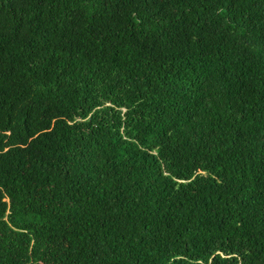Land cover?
<instances>
[{
  "label": "trees",
  "instance_id": "16d2710c",
  "mask_svg": "<svg viewBox=\"0 0 264 264\" xmlns=\"http://www.w3.org/2000/svg\"><path fill=\"white\" fill-rule=\"evenodd\" d=\"M0 264H242V0H0ZM243 264H264V0H243Z\"/></svg>",
  "mask_w": 264,
  "mask_h": 264
}]
</instances>
